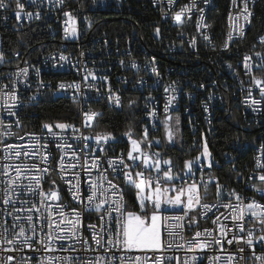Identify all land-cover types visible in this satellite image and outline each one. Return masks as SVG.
Instances as JSON below:
<instances>
[{"label":"built area","instance_id":"built-area-1","mask_svg":"<svg viewBox=\"0 0 264 264\" xmlns=\"http://www.w3.org/2000/svg\"><path fill=\"white\" fill-rule=\"evenodd\" d=\"M22 2L25 5L24 12L32 13L31 18L22 13L21 18L17 19L13 10L14 3L8 9H0V52L4 54V60L0 62V121H3L0 131L15 133V135L0 136L2 141L0 142V170L5 164L19 165L22 169L31 168L32 165L48 167L40 161L39 155L36 157L22 155L17 159L14 156V150H9L12 156L4 159L5 145H15L28 151L38 150L41 154L47 151L51 154L49 156L51 168L57 171L59 157L67 151L65 164L69 172L65 179L75 184L76 179L72 173H79L80 187L83 191L88 187L84 181L95 180L97 171L93 170L89 177L79 167L71 169V164L76 163L71 150L58 148L57 145L71 144L78 150L87 143L91 151L87 153L78 151L79 163L91 165L93 158L99 157L100 171L103 172L107 168L106 175L109 179H113V173L106 161L116 159L121 154H104L108 142H101L98 147L95 139L88 141L78 139L81 135L94 137L92 130L97 116L89 122L91 126L86 127L84 113H98L92 106L95 100H104L114 107H121L126 101L138 102L141 109V122L150 134L168 139V132L171 131L172 139L168 140L169 144H173L174 130L179 123H182V127L190 135L201 137L200 145L204 149L207 147L210 154V160L207 161L205 159L201 162L198 159L197 161L187 160L192 161L191 172H188L186 164L177 165L169 157L167 158L171 160V165L160 167L162 170L171 167L174 175L179 174L182 179L173 181L178 187L183 185L187 188L195 182L199 186L201 203L215 205L207 216L201 217V213L205 210L200 207L188 213V219L192 216L199 219L198 225L189 226L186 219L183 221L184 228L181 229L176 226L180 222L175 220L163 222L162 238L165 247L157 253L166 257L163 264H185V262L187 264H229L227 259L229 255L234 257L230 264H264V260L255 258L264 254V244L255 243V240V256L247 245L237 244L235 241L231 245L225 242L223 249L219 245L212 244L204 250L195 251H190L186 243L192 239L196 231L203 232L204 229H215L212 237L223 240L219 224H213L217 216L220 217V223L226 226L228 239L232 238L233 233L238 237L247 238L246 232L240 233L234 227L235 222L231 220L230 214L236 213L222 206L227 203L233 205L240 203L234 196L229 195L233 190L241 196L243 205L252 199L264 204V195L253 187L254 185L264 187V184L256 178L258 174L264 173V168L257 167L258 161L264 162V156H261V150L264 149V96L261 95L260 88L255 85L253 79L254 77L264 79V64L254 55L255 52L264 53V49H258L257 46L261 42L256 41L250 47L243 46L246 34L256 17L257 4H250L248 0V9L252 15L249 18L250 22H246L239 15L243 8L242 0H236L235 5L233 0H229L224 28L216 30L218 0H207V2L195 0L196 7L190 13H186L181 22L175 21L174 13L180 11L185 5L190 6L192 0H176V3L172 5H169L167 0H95V2L94 0H63V3L60 0H22ZM65 12H70L76 19L78 35L75 37L66 36L64 32L67 19L64 16ZM230 13L233 16L231 22L229 21ZM238 16L239 19L236 18ZM37 24L42 26L41 32H44L47 38L37 42L38 46L30 43L21 46L19 42L22 39L19 38L18 41L10 40L11 37L15 38ZM241 26H243L242 35L238 31ZM157 28L160 30L158 35ZM35 32L36 30L33 36H36ZM230 32L232 40L228 41ZM205 36L210 37V40L205 39ZM55 37L58 41L57 46L50 43V40ZM226 42H228L227 48L224 47ZM246 55L252 57L249 61L252 64L251 71L245 67ZM60 56L67 59L60 60ZM257 64H260V67H257ZM25 68L28 69L26 75L21 72V69ZM61 83L65 84L64 89L59 88ZM5 85L7 87H4ZM76 85H79L78 90ZM6 93L14 94L18 98L10 99ZM47 95L77 104L79 125L75 130L53 128V131L58 134L57 137H53L47 129L24 130V110L28 105L39 102ZM116 96H119V104L115 102ZM253 100L258 103L254 104ZM10 107L15 115H9ZM166 107L167 111H165ZM17 120L19 124L16 123ZM202 121H209L210 134H202ZM8 125H11L10 129L7 128ZM211 134L223 135V138L231 136L229 141L227 139L223 141L221 149L222 156L227 158L228 170L233 176L234 186L224 182L223 185L221 184L220 195L217 196L216 189L213 191V199L207 200L204 196L212 195L211 187L217 182L220 183L221 180L218 171L222 173V166H219L217 160L212 157L208 147V137ZM244 144H255V152L248 158H239L238 150L243 148ZM100 147L103 148V152L100 151ZM143 153L147 154L143 158L150 157L152 161H160L165 157L157 148ZM123 157L125 163L132 166L135 171H143L145 176H148L149 171L141 167L140 161L133 164L126 155ZM57 171H52L50 178H45L43 188L47 192L51 180H55L60 190L59 203L68 206L65 209L67 212L77 207V204L68 191L69 185L60 179ZM156 176L157 172L153 169L151 177ZM3 179L5 178L0 177V180ZM114 182L124 189L123 197L126 202L125 180L121 178ZM24 183L26 184L27 180H24ZM205 185H207V191H205ZM3 187L4 185L0 184V189ZM18 191L21 192V199L38 203L37 197L28 195L21 189ZM64 195L68 200L64 199ZM84 195H87L86 191ZM15 207L19 208L21 205L17 203ZM4 208H7V211L13 210L11 205L5 206L0 203V209ZM19 215L23 216L26 213H19ZM99 215L103 213L93 212L83 215L81 231L94 249L96 245L91 239L87 225H97L96 230L99 232L101 223L98 219ZM183 215V208H173L163 213V216L169 217ZM244 216L245 229L252 228L255 236H259L255 227L257 223L250 222L254 221V218L249 215L246 208ZM8 219L11 228V217ZM168 225H173V231L178 233L174 239L168 236ZM24 226L27 227V225ZM212 237L205 234L200 239L211 240ZM107 239L105 235L104 240ZM169 242L172 243L170 249L167 248ZM70 243H72V249L69 251L45 252L41 249L35 253L27 247L20 251L19 244L16 245L17 250L5 251L3 249L10 246L4 245L0 247V264H39L42 257L48 256L72 257V264H86L89 260L95 262L98 258H102L100 264H121L120 258L124 257L123 264H131L135 257H141L143 260L145 255L150 257L153 255L150 251L126 252L116 248L107 251V245L95 251H85L82 243L65 241L63 245L68 248ZM34 247L40 246L34 243ZM240 247L245 248L243 253L238 251ZM9 256L13 257L10 262ZM241 256L244 259H241ZM28 257L32 258L31 261H28ZM193 257L196 259L194 260ZM216 257L219 259H215ZM60 264L65 262L61 261ZM146 264H152V260L146 261Z\"/></svg>","mask_w":264,"mask_h":264},{"label":"snow or ice","instance_id":"snow-or-ice-1","mask_svg":"<svg viewBox=\"0 0 264 264\" xmlns=\"http://www.w3.org/2000/svg\"><path fill=\"white\" fill-rule=\"evenodd\" d=\"M63 3V0H60ZM95 2V0H94ZM207 2V0H205ZM243 8L240 12V16L246 22H250L249 18L252 13L248 9V0H242ZM12 3L15 4L13 9L16 13L17 19L21 18L22 13L31 18L32 13L24 12L25 5L22 0H0V9H8L12 6ZM169 5L175 4L176 0H167ZM233 4H236V0H233ZM196 7L195 0H192V4L185 5L180 11L174 13V19L177 22L182 21V17L186 13H190L193 8ZM198 11H203L198 9ZM64 16L67 17L65 21L64 32L67 35L73 37L78 35L76 19L71 15L70 12H65ZM38 18V17H37ZM190 18V17H189ZM239 19V16L236 17ZM202 19V17H201ZM233 20L231 13L229 14V21ZM70 25V27H69ZM200 25H198L199 27ZM208 27V25H203ZM159 28L156 29L157 35L159 34ZM239 34H243V26L238 30ZM205 39L210 37L205 36ZM232 40V33L228 34V41ZM195 42L193 41V44ZM261 43L264 44V38H261ZM225 48L228 47V42L224 45ZM255 56L259 57L260 62L264 64V53L255 52ZM60 60H66L64 56L59 57ZM245 67L251 71L252 64L249 61L252 60L251 56H245ZM4 54L0 52V62H3ZM260 67V64L256 65ZM28 69H21V72L25 75L27 74ZM255 85L260 88L261 95L264 96V79L253 78ZM4 87H7L6 85ZM77 90L79 85L75 86ZM59 88L64 89L65 84L61 83ZM10 99H17L14 94H8ZM111 98V97H110ZM115 102L120 103L119 96L115 97ZM134 103V101H133ZM170 103V102H169ZM253 103H258V101L253 100ZM14 107V106H13ZM9 115H15V113L9 108ZM167 111V107L165 109ZM99 115L98 113H84L85 116V126H91V122L95 116ZM19 124V120L16 122ZM177 123H179V118H177ZM3 126V121H0V127ZM53 127L66 130L69 127H72L75 130L74 125H68L64 123H58L56 125L44 124L43 128L47 129L53 137H57V133L53 131ZM8 129L11 128V125L7 126ZM15 135L10 131H0V136ZM33 135V134H29ZM126 135H131L127 133ZM172 132H168V139H172ZM148 131L147 128L144 129L143 138L147 141ZM23 139V137H20ZM83 141H88L90 139H95L97 146L99 147L101 142L107 143L109 139H114L111 133H102L97 134L95 137H78ZM2 142V141H0ZM159 144V141H156ZM151 142H148L150 146ZM132 150L127 153L128 160H131L133 164H136L137 161H140L145 169H154L157 172L156 177L145 176L143 171H135L132 166L125 163L123 154L116 159H110L106 161L113 173V179H109L106 173L108 169H104L103 172L100 171L99 157H94L91 165L80 164V157L77 155V152H90L87 143L80 149H74L71 144H58V148L69 149L72 152L73 159L76 163L71 164V169H76L77 167L84 170L89 177L92 175V171L96 170L98 175L95 180H85L84 183L88 185L87 189L82 191L80 187L79 173L73 172V177L76 179V183L73 184L71 180L65 179V176L69 172V168L65 164V156L59 157L57 162V169L51 168V161L49 156L51 155L47 151H44L41 154L38 150H23L18 148L15 145H5L6 156L4 159H8L12 156V152L9 150H14L15 158H20L22 155L25 157H36L39 155L40 161L48 167L41 168L39 165H32L31 168H21L19 165L5 164L0 170V177L5 179L0 180V184H3L4 187L0 189V203L5 206H12V211H7V208L0 209V247L8 245L3 250L5 251H15L16 245L19 244L20 251H23V248L27 247L33 251V253L43 249L45 252H56V251H69L72 249V243L69 244L68 248H65L63 242L71 241L73 243H82L85 248V251H95L100 248H104L107 245V251H111L113 248H116L121 251H132L137 250L141 252L150 251L153 255H145L143 260L141 257H135L131 264H146V261L152 260V264H163V261L166 257L157 255L158 252L164 250L165 244L162 238V222H167L170 220H175L178 223L176 226L181 229L184 228V223L187 219L189 226L198 225L199 219L196 216H192L188 219V213L193 211L196 207H200L205 211L201 213V217L207 216L208 213L212 212L215 205H209L206 203H201V196L199 194V186L193 182L191 185L185 188L183 185L180 187L171 186L174 180L182 179L179 177V174H173L172 168L169 167L167 170H162L160 168V163L158 160L151 161L150 157H146L147 154L140 152V143L137 140H132ZM45 147V146H42ZM100 151L103 152V148L100 147ZM133 152H139V155L134 156ZM205 155H210L207 151V147L204 149ZM159 155L158 153L156 154ZM261 156H264V149L261 150ZM55 159V157H53ZM87 159V157H85ZM165 164L171 165V160H165ZM186 167L188 172H191L192 161H187ZM209 167L211 164L209 163ZM258 168H264V162H257ZM57 171V175L60 177L65 184L69 185L68 191L72 196V200L77 204V207L71 208L70 211L66 212L68 206L59 203L61 200L59 186L56 185L55 180H51L49 184V190L44 191L43 182L45 178H50L51 172ZM14 173V175H13ZM123 178L126 185L135 191V199L138 200L139 212L135 210H129L126 202L124 201L123 192L124 189L120 187L119 184L115 183L114 180ZM259 181L264 184V173L258 174L256 177ZM24 180H27V183H24ZM163 180V183L161 181ZM107 185V187H105ZM167 185V186H166ZM256 191L264 195V187L253 186ZM217 196L220 195V189L222 186L217 182ZM21 189L24 193L32 195L38 198V203L32 200L21 199V192L18 191ZM87 192V195H84V192ZM205 191H207V185H205ZM175 192V195L170 193ZM230 196H234L237 201L240 203L233 205L227 203L222 205L225 208L232 209L233 213L230 214L231 220L234 221L235 229L240 233H245L247 238L244 236H237L233 233L232 238L228 239V232L225 231L226 226L220 223V217L217 216L213 220V224H219L220 235L224 238L221 240L217 237H212V232L215 231L204 229L203 232L196 231L191 240L186 243L189 245L190 251H195L197 249L204 250L211 246L212 244L219 245L223 249L224 243L231 245L235 241L237 244L243 243L247 245L254 251V240L255 243L264 244V204L257 202L255 199H252L246 205H243V199L241 196L233 190L229 193ZM52 202H56L53 204ZM19 203L21 207L17 208L15 205ZM148 205H151V209L148 208ZM167 205L173 208L182 207L184 209L183 216H163L162 208ZM245 208L248 210L249 215L254 218V223L261 225L260 232L262 233L259 236H255V233L252 228L245 229ZM103 213L99 215L98 219L100 220L99 232H97V225L89 224L87 225L88 231L91 233V239L95 243L96 248L94 249L92 245L88 243V239L84 237L83 232L81 231L83 226V215L84 213ZM19 213H26V215H19ZM115 213V215H114ZM9 217H11V228L9 227ZM224 219H229V217H224ZM24 225H27L25 227ZM173 225H168V236L175 238L178 233L173 231ZM18 229V231H17ZM212 237L211 240H202V236ZM11 235V238H9ZM107 236L108 239L105 241L104 236ZM181 239L183 237L181 236ZM34 243L40 247H34ZM59 245V247H57ZM182 247V245H181ZM167 248H172V243H167ZM240 253L245 251L244 247L238 249ZM256 260H264V254L260 256H255ZM13 257L9 256L8 261H12ZM31 257H28V261H31ZM78 259V258H77ZM100 259L98 258L95 262L89 260L86 264H100ZM121 264H123L124 257H121ZM171 260L172 258H167ZM178 259V258H177ZM195 260L196 257H193ZM215 259H219L216 257ZM229 264L234 259L233 256H228ZM241 259H244L241 256ZM61 261H64L65 264H72L73 258H61L55 256L42 257L39 260V264H60ZM187 264V262H185Z\"/></svg>","mask_w":264,"mask_h":264},{"label":"trees","instance_id":"trees-1","mask_svg":"<svg viewBox=\"0 0 264 264\" xmlns=\"http://www.w3.org/2000/svg\"><path fill=\"white\" fill-rule=\"evenodd\" d=\"M229 0H218V15L215 24L216 30H223L225 13L228 9ZM256 17L254 18L253 25L246 34L243 46L245 48L252 46L254 41L261 42V38H264V0L256 1ZM36 30V36H33V32ZM43 30L41 25H34L26 32L17 35V37H11L10 40L18 41L22 39L19 44L24 46L26 44H35L37 42L46 40V34L41 32ZM10 43V41H6ZM50 43L57 46L58 41L55 38L50 40ZM258 49H264V44L260 43L257 46ZM38 50V49H37ZM92 106L98 111L92 135L95 137L97 134L111 133L114 139L108 140V145L104 154L106 155H119L127 154L129 150V143L127 141V133H131L133 136L141 137L144 131L143 124L141 122V109L138 102H124L121 107H114L104 100H95L92 102ZM58 123H64L68 125H74L75 128L79 125V109L77 104L65 100L63 98H53L50 95L44 96L39 102L30 104L23 112V128L26 131H42L44 124L56 125ZM208 126V127H207ZM54 129H58L53 127ZM72 128V127H69ZM73 129V128H72ZM202 134H210L209 121H202ZM150 137H155L154 134H150ZM163 144L157 148L161 151V154L165 157H169L175 164H186L187 160H192L198 157L204 147L201 144V137H195L189 134V132L183 128L181 138L175 144H169L165 142L162 136ZM227 139L229 141L231 136L223 138V135L211 134L208 137V147L211 150L212 157L217 160L219 166H222V173L218 171L220 175V185L224 182H228L231 186H234L233 176L228 170L227 158L222 156V143ZM255 152V144H244L243 148L238 150L239 158H248ZM222 175V176H221ZM126 202H129L135 210L138 208V200L135 199V191L124 184ZM212 195L204 196L207 200L213 199V191H215L216 185L211 187ZM64 199L68 200L64 195Z\"/></svg>","mask_w":264,"mask_h":264},{"label":"rangeland","instance_id":"rangeland-1","mask_svg":"<svg viewBox=\"0 0 264 264\" xmlns=\"http://www.w3.org/2000/svg\"><path fill=\"white\" fill-rule=\"evenodd\" d=\"M182 132H183V127H182V123H179L178 124V127L174 130V137H173V144H175L176 142H178L179 141V139L181 138V135H182ZM91 132H89V134H90ZM143 133H144V131H143ZM132 140H137L139 143H140V152H144V151H149L150 149H152L153 147H160L162 144H163V140H162V138L161 137H158V136H155V137H150V133L148 132V137H147V141H145L144 140V138H143V134H142V136L141 137H137V136H133V135H129V136H127V141H128V143H129V150H128V152L129 151H131L132 150ZM151 142V144H150V146H148V142ZM156 141H159V144H157L156 143ZM165 142L166 143H170V141L168 140V139H165ZM208 151V150H207ZM127 152V153H128ZM209 153V152H208ZM133 155L134 156H136V155H139V152H133ZM126 157H127V154H126ZM128 159V158H127ZM197 159H198V161L199 162H201L202 161V159H205L206 161L207 160H210V157H209V155H205L204 154V152H203V154L202 155H200L198 158H195V159H193L192 161H197ZM165 160H169L167 157H164L163 159H161L160 161H159V163H160V167H162V166H167V164H165L164 163V161ZM151 159H150V163H151ZM140 165H141V167L143 168V169H145V166L142 164V163H140ZM153 169H148V176H151V171H152ZM167 186V185H166ZM171 186H174V187H178V185L177 184H175L174 182H172V185ZM170 194H172V195H175V192H172V193H170ZM199 194H200V190H199ZM201 196V195H200ZM127 207H128V209L129 210H135L134 208H133V206L129 203V202H127ZM148 208L149 209H151V205H148ZM177 208H182V207H177ZM171 209H173V207H171V206H167V205H165L163 208H162V215H163V213L165 212V211H167V210H171ZM135 211H137V212H139V210H135ZM161 227H162V235H163V222H162V224H161ZM255 227L257 228V230H258V232H259V235H261L262 233L260 232V228H261V225H259L258 223L255 225Z\"/></svg>","mask_w":264,"mask_h":264},{"label":"bare ground","instance_id":"bare-ground-1","mask_svg":"<svg viewBox=\"0 0 264 264\" xmlns=\"http://www.w3.org/2000/svg\"><path fill=\"white\" fill-rule=\"evenodd\" d=\"M257 0H250V4H255ZM208 127V126H207Z\"/></svg>","mask_w":264,"mask_h":264}]
</instances>
